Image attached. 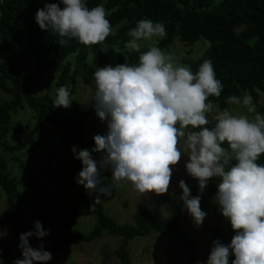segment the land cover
<instances>
[{
	"label": "clouds",
	"instance_id": "clouds-1",
	"mask_svg": "<svg viewBox=\"0 0 264 264\" xmlns=\"http://www.w3.org/2000/svg\"><path fill=\"white\" fill-rule=\"evenodd\" d=\"M107 16L103 3L89 8L87 0H58L38 9L35 20L42 30L58 34L61 46L67 43L65 37L93 45L112 32ZM166 34L163 22L140 19L127 32L125 48L139 52L141 41ZM92 76V106L107 131L93 137L92 149L71 147L74 158L82 162L77 183L89 194L97 193L98 201L101 194H111L112 184L102 183L101 177L107 168L112 182H131L140 194H163L169 190L170 166L183 153L189 158L186 171L197 179L200 194L209 178H220L215 201L235 230L228 244L212 241L204 264H229L230 255L235 257L231 264H264V164L257 162L264 154V114L256 111L252 96H228L227 103L246 113L225 108L210 120L214 104L209 97H219L223 89L212 61L204 59L193 72L158 46L141 52L136 64L96 67ZM72 102L68 86L56 89L53 107L68 108ZM94 152L101 153L99 160ZM179 187L183 206L197 225L202 224L207 213L201 209V195L193 197L184 180ZM49 231L34 221L33 229L19 236L23 258L13 264H47L52 253L43 243L33 248L29 238L46 237Z\"/></svg>",
	"mask_w": 264,
	"mask_h": 264
},
{
	"label": "trees",
	"instance_id": "trees-1",
	"mask_svg": "<svg viewBox=\"0 0 264 264\" xmlns=\"http://www.w3.org/2000/svg\"><path fill=\"white\" fill-rule=\"evenodd\" d=\"M56 2L58 0H45L44 4ZM101 3L109 11L107 18L112 28L119 25L116 32L110 34L105 41L93 45H84L74 38L65 37L67 43L61 46L58 42L61 37L50 30H42L35 20L37 10L44 4L42 6L38 0H0V90L10 94L9 98L0 100V147L4 152L15 153L37 144L46 122L61 133L63 142L69 146L76 145L79 149L94 148V139L87 137L85 122L95 108L91 104L83 110L74 97L78 80L82 79L85 84H89L96 67L138 63L140 53L147 49L140 48L139 52H122L120 49L130 39L127 35L129 29L144 18L163 22L165 25L166 36L157 38V46L162 50L175 39L189 45L201 38L210 42V46L197 60L177 59L189 65L193 72L204 59L212 61L223 89L219 97L210 96L209 100L217 104L220 111L229 109L226 102L228 96L247 93L252 96L256 111L264 114V104L259 103L258 93H264V0H87L89 8ZM10 52L15 54L2 61L1 55ZM71 54L75 55L74 60L67 59ZM90 55L94 56L95 64L90 61ZM29 57L34 58L33 70L25 74L22 64ZM59 66H62V70L54 83V93L50 92V86L43 94L33 93L31 83L40 79L45 71ZM68 84L72 86L69 89L73 100L70 107H53L56 89ZM25 106L34 111L35 122L33 125L24 124L14 128L23 137L14 143L8 142L6 136L13 116ZM208 126L211 127V124ZM56 149L63 159L57 161V166L47 161L41 172H36L19 160V167L29 177L24 185L35 193L31 206L40 210L39 221L46 230L70 226L84 215H95L97 222L87 233L63 239L53 246H44L47 251L57 253L72 242H91L106 232L121 238L115 249L120 264H132L129 241L137 236H148L155 230L185 246L188 251L187 264H196L199 246L195 239L183 231L180 222L184 208L181 196L169 216L157 218L148 208L141 207L134 213L133 221L126 223H119L111 217L104 209L102 200L97 201V193L89 194L87 190L76 195L82 202L80 209L73 206L60 209L55 201L36 189L33 175L43 176L59 186L67 198L63 185L55 175L58 173L77 177L82 162L74 157L66 158L61 149ZM99 154L92 153L95 159ZM257 162L264 164V154H261ZM219 182V177L209 178L202 194L198 183L188 186L193 197L201 195V209H211L217 216L218 222L210 233L212 240L219 239L228 244L226 240L232 239L235 230L230 223L223 224L222 215L214 202ZM102 183L105 182L102 180ZM2 193L6 196L8 211H0V228L7 226L19 239L21 233L33 229L34 221L26 219L19 179L12 175L4 156H0V197ZM35 238L37 237H30L29 241ZM10 247L11 244H8L6 249L9 250ZM234 258V255H230L229 264Z\"/></svg>",
	"mask_w": 264,
	"mask_h": 264
},
{
	"label": "rangeland",
	"instance_id": "rangeland-1",
	"mask_svg": "<svg viewBox=\"0 0 264 264\" xmlns=\"http://www.w3.org/2000/svg\"><path fill=\"white\" fill-rule=\"evenodd\" d=\"M43 6L45 0H38ZM106 9V8H105ZM109 14V11L106 10ZM119 25L112 28L111 34L115 33ZM141 48L149 49L151 46H157V38L149 41H141ZM210 46V42L206 38H201L199 41L189 45L178 39H175L163 51L171 54L179 63H182L177 58L187 60H197L202 53ZM122 52L128 50L125 47L120 49ZM15 52L4 53L1 55V60L11 57ZM75 55L68 56V60H74ZM90 61L95 64L93 55L89 56ZM184 64V63H182ZM34 58L29 57L26 62L22 64L24 73L27 74L33 70ZM62 66L53 68L44 72L43 76L31 83L32 91L35 94H43L49 90L54 93V83L57 80ZM69 89L71 84L67 85ZM95 91L94 80L89 84H85L82 79L78 80L77 91L74 97L79 101L83 110L87 109L92 104V97ZM259 103L264 104V93L258 91ZM247 93H243L241 97ZM10 94L0 90V100L9 98ZM229 110L234 114L246 113V110L239 105L229 104ZM220 111L217 104H214L212 114H209V119ZM250 116L254 114H249ZM35 122L34 111L28 106L20 109L17 114L13 116L10 123V130L6 136L8 142H16L23 136L16 133L14 128L20 125L30 124ZM214 122V121H213ZM87 137L93 138L96 134H105L107 131V124L100 120L94 111L86 118L85 122ZM183 144V141L180 142ZM73 146V145H72ZM64 143L62 135L59 131L52 128L48 122L44 124L42 134L38 139V143L26 148L23 151L4 152L0 147V156H4L8 162L9 170L13 176L19 179V189L24 196V211L27 221H36L41 219L40 210L37 207H32V196H35L34 190L24 185V181H29V177L19 167V160L24 162L27 166L34 169L36 172L44 171L45 164L50 161L53 166H57L58 160H62L60 152L56 149L62 150L66 158L74 157L71 147ZM79 150V148H78ZM101 153L96 158L99 160ZM188 156L182 153L180 161L173 168L172 177L170 180L169 190L163 194L149 192L140 194L132 186L131 182L120 181L112 182L111 170L105 169L101 172L102 180L105 183H111V194L104 196L100 195L106 212L119 223L132 222L134 213L141 207L148 208L157 218L169 216L173 208L177 205L178 198L182 195V189L179 187L180 180H184L187 185L198 183L196 178H193L186 171L185 162ZM56 179L63 185L67 194V198L62 194L59 186L53 184L43 176L33 175L36 181V189L41 190L44 195L55 201L60 209H66L68 206H73L77 209L82 207V202L77 198V193L86 190L83 185L76 181V177H68L55 175ZM41 201V199L39 198ZM214 202L215 198H214ZM45 203V202H44ZM217 204V203H216ZM218 210H219V205ZM0 211L7 212V200L4 193L0 197ZM207 213L202 224L197 225L188 210L184 207L180 215V222L183 231L198 242L199 252L196 258V264H204L210 255L212 247L211 230L218 222L217 216L211 209H204ZM220 212V210H219ZM222 215V213L220 212ZM223 224L230 222L223 217ZM97 222L95 215H84L79 217L73 224L67 227H56L47 229L49 234L43 238H35L29 241L33 248L38 247L40 243L44 246H53L59 241L69 238L77 234L87 233ZM234 236V235H233ZM121 238L118 235H110L103 233V235L91 242L76 241L72 242L57 253H52V259L47 264H120L119 258L115 253ZM19 239L16 238L7 226L3 225L0 228V264H13L15 259H22V253L18 249ZM227 243L231 240L227 239ZM11 244L9 250L6 246ZM132 255V264H187L188 251L187 248L179 244L170 236L160 234L153 230L148 236H137L132 238L128 244Z\"/></svg>",
	"mask_w": 264,
	"mask_h": 264
}]
</instances>
